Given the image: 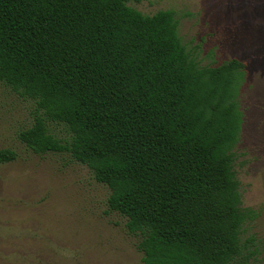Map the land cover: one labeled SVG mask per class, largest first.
I'll return each instance as SVG.
<instances>
[{
	"label": "trees",
	"instance_id": "trees-1",
	"mask_svg": "<svg viewBox=\"0 0 264 264\" xmlns=\"http://www.w3.org/2000/svg\"><path fill=\"white\" fill-rule=\"evenodd\" d=\"M141 1L0 0V83L36 105L19 139L108 187L142 264H260L234 169L246 64L200 65L176 13L129 5Z\"/></svg>",
	"mask_w": 264,
	"mask_h": 264
},
{
	"label": "rangeland",
	"instance_id": "rangeland-1",
	"mask_svg": "<svg viewBox=\"0 0 264 264\" xmlns=\"http://www.w3.org/2000/svg\"><path fill=\"white\" fill-rule=\"evenodd\" d=\"M144 15L172 10L178 32L202 66L233 58L246 64L240 101L244 123L234 149L242 208L257 212L243 240L264 264V0H142ZM36 105L0 83V264H142L126 218L109 210L110 190L68 153L35 154L19 139ZM69 140L63 125L50 127Z\"/></svg>",
	"mask_w": 264,
	"mask_h": 264
}]
</instances>
